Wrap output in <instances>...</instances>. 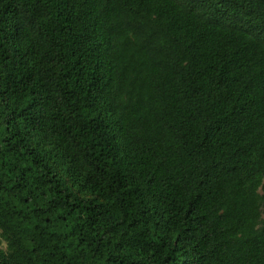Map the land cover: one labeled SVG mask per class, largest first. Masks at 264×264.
Here are the masks:
<instances>
[{"label":"trees","instance_id":"16d2710c","mask_svg":"<svg viewBox=\"0 0 264 264\" xmlns=\"http://www.w3.org/2000/svg\"><path fill=\"white\" fill-rule=\"evenodd\" d=\"M0 264H264V0H0Z\"/></svg>","mask_w":264,"mask_h":264},{"label":"rangeland","instance_id":"374dc122","mask_svg":"<svg viewBox=\"0 0 264 264\" xmlns=\"http://www.w3.org/2000/svg\"><path fill=\"white\" fill-rule=\"evenodd\" d=\"M2 247L5 249L7 248V243L5 241L2 242Z\"/></svg>","mask_w":264,"mask_h":264}]
</instances>
